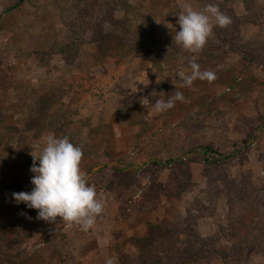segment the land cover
Masks as SVG:
<instances>
[{"label":"rangeland","instance_id":"rangeland-1","mask_svg":"<svg viewBox=\"0 0 264 264\" xmlns=\"http://www.w3.org/2000/svg\"><path fill=\"white\" fill-rule=\"evenodd\" d=\"M186 4H221L231 20L196 53L166 27L179 30ZM192 59L216 79L184 86L177 73ZM176 91L185 100L156 112ZM263 114L264 0H0V264H52L56 248L59 264H172L160 259L168 236L187 264H264ZM49 134L83 149L81 169L106 201L87 231L38 219L12 195L35 187L31 153ZM200 141L239 150L211 169L192 161L184 182L178 161Z\"/></svg>","mask_w":264,"mask_h":264},{"label":"clouds","instance_id":"clouds-1","mask_svg":"<svg viewBox=\"0 0 264 264\" xmlns=\"http://www.w3.org/2000/svg\"><path fill=\"white\" fill-rule=\"evenodd\" d=\"M181 7L177 21L179 30H174L173 25L168 23L166 27L175 31V43L192 53L204 48L214 26L227 27L231 23L218 5L208 4L200 10L194 9L191 4ZM189 66L190 72L180 70L177 73L184 86L190 87L197 79L209 83L216 79L214 71L201 70L195 59L190 61ZM160 81L158 77L157 83ZM184 100L183 93L176 91L167 100L157 99L153 107L156 112L162 113L173 108L176 101ZM31 154L33 164L30 170L35 174L31 183L35 187L31 192L13 193L15 201L37 209L38 219L55 222L57 217H61L62 222L78 224L85 231L93 227L97 218L103 214L106 201L103 194H98L95 186L89 184L87 175L81 169L83 149L73 144L68 136L58 138L49 134L39 154L34 151ZM106 264H114V261L108 259Z\"/></svg>","mask_w":264,"mask_h":264},{"label":"trees","instance_id":"trees-1","mask_svg":"<svg viewBox=\"0 0 264 264\" xmlns=\"http://www.w3.org/2000/svg\"><path fill=\"white\" fill-rule=\"evenodd\" d=\"M124 5V4H123ZM220 11L222 5L218 4ZM82 39L80 32L76 31L74 32L68 40H66L60 50L63 53V55H66V53L72 48L78 41ZM101 52V51H100ZM99 52V53H100ZM36 55L38 57V60L41 64H44L47 62V60L51 57V52L48 50H43L41 52H36ZM156 56V55H154ZM151 59V58H150ZM152 60V59H151ZM216 62V61H215ZM214 62V63H215ZM219 64V63H218ZM217 64V65H218ZM69 106H65L62 104L58 106L57 108V114L65 113ZM67 115V114H66ZM73 120L68 118L66 119V125H69L72 123ZM264 124V114L261 115L255 122H254V128L258 129ZM239 150L238 145H230L226 148H220L216 146L212 142H195L189 146L187 153H191V156L185 160L180 159L178 163L181 164L183 168V176L185 177V181L187 182L189 180V165L192 161H196L202 165H204L207 169H211L213 167L221 166L226 161L230 160L232 155L235 154ZM171 161H176V159H164V160H156L153 162V164H163L168 163ZM118 169V168H115ZM92 168H89V171H91ZM104 168L98 169L95 174L102 173ZM184 185V184H183ZM5 187V185L0 181V190H2ZM13 189H20L22 191H27L25 188L19 185H14ZM28 192V191H27ZM82 234H85V232H81ZM178 240L174 237L168 236L167 238H163V247L162 254L160 255V259H164V257H169L168 259L171 260L172 264H187L188 260L186 257V251L187 249L181 250V246L178 244ZM67 257L66 252L62 251L59 248H56L53 253L50 255L51 261L53 260L52 264H59L64 262L63 260Z\"/></svg>","mask_w":264,"mask_h":264}]
</instances>
